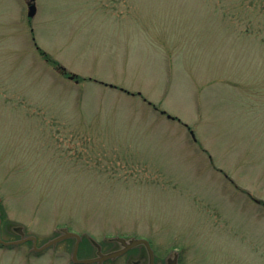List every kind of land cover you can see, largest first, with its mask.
<instances>
[{"label":"rangeland","instance_id":"rangeland-1","mask_svg":"<svg viewBox=\"0 0 264 264\" xmlns=\"http://www.w3.org/2000/svg\"><path fill=\"white\" fill-rule=\"evenodd\" d=\"M18 227L77 233L78 258L145 238L155 264H264V0H0V237ZM74 244L0 264H79Z\"/></svg>","mask_w":264,"mask_h":264},{"label":"water","instance_id":"water-1","mask_svg":"<svg viewBox=\"0 0 264 264\" xmlns=\"http://www.w3.org/2000/svg\"><path fill=\"white\" fill-rule=\"evenodd\" d=\"M34 13H35V6H34V4H32L29 6L28 15L33 16ZM73 75L74 74H71V76H73ZM167 116L169 118H173L169 114ZM17 231L21 235V237L19 239H17V240H3L0 237V243L2 245L8 246V245H12V244L25 242L27 240H31L32 241V249L35 251H41L48 246H54L57 242H59L63 239H66L69 237H74L75 238V244H74V248L72 251V259L75 263H79V264L80 263H93V262L101 264L104 260L113 259L117 256L122 255L123 253H125L129 249H131L135 246L141 245V246H144V248L147 251L148 264H155L153 250L150 246L149 241L145 238H131L128 241L124 240L123 238H116L121 244V247L119 249H116V250L108 252V253H101L100 251H98L97 255L95 257H91V258H78L77 257V251H78V244H79V240H80V235H78L75 232H72V231H69L65 228H62L60 234L49 239L46 243L42 244L41 246H37L36 245V243H37L36 237L34 235L24 236L22 228H20V227L17 228ZM169 264H177L176 259L169 261Z\"/></svg>","mask_w":264,"mask_h":264}]
</instances>
